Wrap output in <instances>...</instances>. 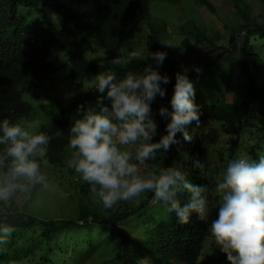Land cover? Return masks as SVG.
Instances as JSON below:
<instances>
[{"label": "trees", "instance_id": "1", "mask_svg": "<svg viewBox=\"0 0 264 264\" xmlns=\"http://www.w3.org/2000/svg\"><path fill=\"white\" fill-rule=\"evenodd\" d=\"M182 1L157 2L172 7ZM192 1L217 13L210 0ZM230 1L234 11L222 17L228 30L222 35L218 26L208 29L206 23L199 24L193 19L169 31V20L155 18L152 12L154 0H0V121L8 118L25 123L21 119H40L38 131L54 135L61 129L64 133L50 141L43 157H37L45 181L28 190L25 204L18 205L24 192L7 205L0 203V226L14 229L8 242L0 244V264H229L208 231L219 206V197L211 191L212 180L229 160H254L257 153H264V56L257 49L264 43V20L259 19L260 13L254 12L248 0ZM260 2L264 10V0ZM138 25L148 29L147 52L167 54L162 66L157 67L147 53L143 54L145 60H133L126 66L111 63L114 57L128 55L120 50V45L133 42L139 33ZM221 37L226 38L224 43L220 42ZM90 39L103 51L101 61L85 55ZM198 46L207 49L202 51L204 60L192 65L188 72L199 114L198 125L193 121L186 126L192 139L185 141L178 132V143L171 145L168 152H158L155 160L139 167L148 172L175 164L183 173L187 170L190 182L207 184L208 221L198 220L193 213L189 223L180 224L162 201L153 200L151 193L105 209L94 201L90 185L67 166L73 151L68 142L69 128L78 118L77 107L94 106L99 94L90 87L68 103L57 101L61 106L41 103L36 111L24 99L22 83L39 87L45 79L42 73L61 69L67 71V79L74 81L99 72H114L119 79L128 71L139 75L146 64H152L158 72L165 70L170 75V83L162 85L165 97L157 96L151 104V116L158 125L153 139L158 141L166 134L169 122L159 115V108L163 105L171 110L175 73L181 71L176 56L182 49L193 55ZM57 51L67 52L69 59L52 61L50 58ZM196 67L201 69L199 74L194 70ZM213 81L221 85H212ZM233 85L247 87L240 94L231 91ZM47 115L51 117L49 120L44 117ZM220 142L223 145L214 157H209V146ZM129 147L134 153L135 145ZM196 160L204 164L203 172L194 167ZM132 162L138 164L134 157ZM65 166L69 171L63 184L76 201L64 215L43 216L47 206L29 207V203L48 195L45 188L49 177L57 171L55 168ZM180 198L187 202V194Z\"/></svg>", "mask_w": 264, "mask_h": 264}, {"label": "clouds", "instance_id": "2", "mask_svg": "<svg viewBox=\"0 0 264 264\" xmlns=\"http://www.w3.org/2000/svg\"><path fill=\"white\" fill-rule=\"evenodd\" d=\"M172 47L171 44H164ZM162 51L147 52L156 66L166 59ZM139 51L126 57H114L113 65L126 66L133 60H145ZM198 74L201 69H194ZM182 67L175 73L171 110L161 106L159 115L168 120L165 133L154 141L158 125L151 116V104L157 96L163 98L170 83L167 74L161 75L146 64L139 75L128 71L123 78L114 72H99L94 77V89L99 94L94 106L80 104L69 128V147L73 150L67 166L90 185L95 202L110 209L120 201L139 199L151 193L154 201H162L167 212L173 213L180 224H187L193 213L207 222L210 215L209 187L190 182L175 164L158 166L142 172L139 165L155 160L160 151L168 152L178 143L176 134L185 141L192 137L186 126L199 124L197 105L193 102L194 87ZM107 101V103H106ZM39 122L0 121V203L7 205L18 193L43 184L37 157H43L46 146L63 136L57 129L54 135L38 131ZM135 145L133 154L120 146ZM194 167L203 172L204 164L196 160ZM212 193L219 197L218 215L208 228L215 244L227 256L229 264H264V153L257 158H235L213 180ZM187 194V202L181 196ZM14 229L0 226V244L7 243Z\"/></svg>", "mask_w": 264, "mask_h": 264}, {"label": "rangeland", "instance_id": "3", "mask_svg": "<svg viewBox=\"0 0 264 264\" xmlns=\"http://www.w3.org/2000/svg\"><path fill=\"white\" fill-rule=\"evenodd\" d=\"M158 0H154L152 3L153 14L155 18L160 17L163 19H167L168 22V30L175 31L177 25L179 23L185 22L189 19H193L197 23L201 24V22L206 23L209 28L219 27L222 31V35H225L228 31L224 28L222 23V17L224 15H232L234 9L232 8V2L230 0H210L217 11V13H213L207 10L205 7H201L197 4H194L192 0H183L179 5L176 6H167L166 3H159ZM254 8V12L260 15V20H264V10L262 9V3L260 0H248ZM147 28L144 25L137 26V36L133 39V42H125L120 45V50L124 53H129L131 51H139L142 54L147 53V45H146V37L145 33L147 32ZM222 43L225 42L226 38L221 37L220 39ZM204 49H207L205 46H198L197 53L193 55L185 54L184 49L182 52L177 54L176 58L179 60V64L177 65L179 70H182V67L191 68L192 65L204 60V53L202 52ZM257 49L264 56V43L257 46ZM86 56H88L92 60L102 59V53L100 46L95 42V40L90 39L89 44L84 50ZM69 59V54L64 51H57L50 59L52 61L57 60H65ZM166 72L162 70L160 72L161 75H164ZM45 76L44 81L41 83L39 87L34 86L29 82H24L21 85L23 92V97L25 100L32 103V105L36 108V111H39L41 103H45L46 105L50 104H58L60 103H68L69 100L77 93L86 90L87 88L94 87V77L96 74H90L85 79L81 81H74L71 79H67V71L64 69L58 71H47L42 73ZM169 75V74H168ZM170 76V75H169ZM214 82V81H213ZM221 85L219 82H214L212 85ZM247 85L244 86H231V91L239 92L240 94L246 89ZM231 96V95H230ZM232 97V96H231ZM46 120H49L51 117L49 115L44 116ZM39 122L38 126L41 123L40 119L33 118H23L21 121L23 122ZM223 145V142H220L218 145H210L208 148L209 157H214L216 151ZM123 150H127L130 153H134L131 151L129 145L122 146ZM187 157L184 156L183 161L185 162ZM46 170H49L47 168ZM57 170L53 175H51L46 183L45 192L48 193L45 197H40L38 199H33L29 203V207H32L33 204H43L47 206V210L42 214L43 216H61L64 213H68L69 209L74 203L75 199H71L66 192V187L63 184L64 176L68 174L69 168L65 166V168H55ZM186 176L188 175L187 170H185ZM193 177V173H192ZM84 183V181L82 180ZM77 184V183H74ZM28 191L24 192L20 198H18V205L21 207L25 204L27 199ZM123 202V201H120ZM119 203V202H118ZM117 203V204H118ZM214 203H217V200H214ZM43 210L42 208L39 211ZM68 211V212H67ZM68 216V214H65ZM156 223L151 225H155ZM147 227V226H145ZM97 231V230H96Z\"/></svg>", "mask_w": 264, "mask_h": 264}]
</instances>
